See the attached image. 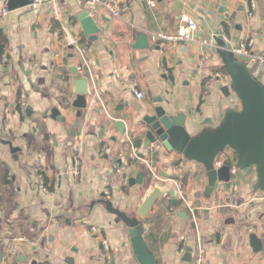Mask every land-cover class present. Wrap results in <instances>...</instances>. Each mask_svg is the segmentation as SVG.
<instances>
[{
	"label": "crops",
	"instance_id": "obj_1",
	"mask_svg": "<svg viewBox=\"0 0 264 264\" xmlns=\"http://www.w3.org/2000/svg\"><path fill=\"white\" fill-rule=\"evenodd\" d=\"M7 2L0 0V38L7 40L0 58V264H63L67 257L75 264H104L103 240L110 244L111 264H138L127 227L102 204H91L107 198L133 215L155 188L173 191L180 203L171 208L170 195L162 196L144 222L145 240L158 264H194L199 241L206 244V264H264V193L253 189L255 169L239 171L231 189L218 185L206 198V170L161 143L145 149L143 123L153 107H170L173 114L187 116V130L196 136L207 121L217 128L227 110L241 109L233 92H223L231 80L219 71L215 37L221 38L227 15L228 41L221 39L230 46L253 41L254 54L264 57V0H106L121 10V19L102 5L62 0L64 22L80 50L62 39L48 9L26 7L3 15ZM83 10L102 30L96 42L76 20ZM183 15L197 23L194 41L152 42L153 33H176ZM139 32L149 35V50L133 48ZM75 68L79 78L87 77L90 96L87 117L72 137L67 129L75 122V110L66 125L44 115L54 107L66 114L65 100H75ZM119 121L123 136L115 126ZM1 140L19 151L12 153ZM74 159L81 161L77 178ZM36 164L52 184L48 192L40 189ZM140 172L144 186L130 187L128 174ZM179 185L188 205L178 198ZM92 227L99 234L91 233ZM252 235L262 240L261 252L252 248ZM18 236L27 240L13 255ZM45 240L52 255L38 259L33 253ZM188 248L193 249L190 263L185 261Z\"/></svg>",
	"mask_w": 264,
	"mask_h": 264
},
{
	"label": "water",
	"instance_id": "obj_2",
	"mask_svg": "<svg viewBox=\"0 0 264 264\" xmlns=\"http://www.w3.org/2000/svg\"><path fill=\"white\" fill-rule=\"evenodd\" d=\"M31 2L32 0H8L6 9L9 11L23 9L30 6ZM105 2L106 0H102V3ZM76 20L90 41L96 42L102 30L90 12L80 11L76 15ZM0 33H2V29H0ZM136 37L137 42L133 46L134 49H150V37L147 33L139 32ZM215 41L221 50L219 57L222 66L231 80L230 86L223 88V92L225 96H229L233 92L241 103V109L227 110L219 127L213 128L212 123L207 121L199 134L191 136L186 127L187 116L184 113L173 114L170 107H153L143 117L146 127L144 148L148 149L153 144L161 143L165 150L183 156L187 163L194 162L201 165L206 170L208 179V186L204 193L206 198H211L220 185L225 189H231L233 176L230 164L224 162L222 167H215L216 160L226 150H230L235 153L236 167L239 171L250 174L252 169H255L257 184L253 186V189L264 193V82L253 76L245 62L233 56L224 40L215 37ZM73 72L75 76L72 86L74 87L75 100L73 102L65 100L62 109L66 110V114L63 116L59 108L54 107L50 116L44 115V119L49 117L59 124L66 125L69 115L72 110H75V122L67 129L68 134L72 137L76 135L74 128H78L87 117L85 113L89 110L88 97L90 96L87 77L79 78L77 68L73 69ZM29 83L33 86L31 80ZM155 103H162V99ZM97 114H100V111H97ZM115 126L123 136L124 124L119 121ZM1 143L9 146L12 153L19 151V148H13L10 141L1 140ZM127 177L130 187L144 186L145 175L143 172H140L136 177L132 174H128ZM167 194L176 205L178 200L173 191L168 192L166 189L155 188L133 215L118 209L107 198L93 202L91 208L96 204H102L108 213L115 215L127 227L132 250L138 264H158L156 256L150 251L145 240L147 228H145L144 222L157 201ZM250 244L257 253L263 250V242L256 235L251 236ZM192 252L193 249L188 248L185 261L189 263L192 261ZM63 264H75V260L72 257H67Z\"/></svg>",
	"mask_w": 264,
	"mask_h": 264
},
{
	"label": "built area",
	"instance_id": "obj_3",
	"mask_svg": "<svg viewBox=\"0 0 264 264\" xmlns=\"http://www.w3.org/2000/svg\"><path fill=\"white\" fill-rule=\"evenodd\" d=\"M79 5H92L98 6L102 5L104 8L116 19L122 18V12L119 8L114 6L111 3H102V0H76ZM253 3V2H252ZM151 6H155L154 2H151ZM30 9L38 10L41 8H46L49 10L51 14V19L53 22L58 24L64 33L65 40L67 41L68 45L73 48H78L80 50L78 42L74 38L75 36L71 34L69 28L64 22V9L62 5V0H32ZM253 8L255 4L253 3ZM3 15L8 14L7 9L2 10ZM229 22V16H224L223 24L220 27V37L224 38L228 41L225 34V26ZM197 31V23L194 19L190 18L187 15H183L180 18V25L176 31V33H167V32H156L152 34L151 40L154 43H162L163 45H178L180 43H190L195 40V32ZM228 44V43H227ZM231 45V44H230ZM228 44V50L233 54V56L243 62H245L256 79L262 80L264 77V57L256 56L252 50L253 48V41L248 42H241L236 46H230ZM139 99H143L144 95L142 93H137ZM224 162H228L231 167V174L232 176H236L239 172L238 168L236 167L237 162H235L233 155H227L222 158V156L216 160L215 167L219 168L222 167ZM80 169H81V161L79 159H74V168H73V176L75 178L80 176ZM152 175H155L153 170H150ZM34 172L38 175L39 186L43 192H48L47 188L44 186V176L42 174V169L40 165L36 164L34 166ZM178 198L186 205H188V200L186 198L185 191L183 190L182 186H178ZM100 230L96 227L91 228V233L99 234ZM20 239H14V242H19ZM103 249L105 253H110V244L107 240L102 241ZM16 253L15 247L12 248V254ZM206 256H207V249L206 244L202 241L198 242V246L196 252L194 254V264H206Z\"/></svg>",
	"mask_w": 264,
	"mask_h": 264
},
{
	"label": "trees",
	"instance_id": "obj_4",
	"mask_svg": "<svg viewBox=\"0 0 264 264\" xmlns=\"http://www.w3.org/2000/svg\"><path fill=\"white\" fill-rule=\"evenodd\" d=\"M225 30H226V32H227V27H226V26H225ZM63 36H64V35L62 34V39H63ZM83 42H84V40H81L80 44L82 45ZM6 47H7V40H6L5 38H4V39H1V38H0V58H2L3 55H5ZM219 71H220L222 74L228 76L223 66L221 67V69H219ZM250 72H251V71H250ZM258 80H260V79H258ZM261 81H262V80H261ZM227 151H230V150H226V151L221 155L222 158H223L224 156H227V155H225V154L227 153ZM232 154H233V157H234L235 162H237V160H236V156H235V153L232 152ZM221 156H220V157H221ZM220 157H219V158H220ZM219 158H218V159H219ZM46 180H47V182L49 183V180H48V179H46ZM183 187H184V186L182 185V188H183ZM179 205H180V203L174 205V206L171 207V208H176V207H178ZM170 206H172V205H170ZM149 215H150V214H149ZM149 215H148V217H149ZM148 217H147V219H148ZM147 219H146V220H147Z\"/></svg>",
	"mask_w": 264,
	"mask_h": 264
},
{
	"label": "flooded vegetation",
	"instance_id": "obj_5",
	"mask_svg": "<svg viewBox=\"0 0 264 264\" xmlns=\"http://www.w3.org/2000/svg\"><path fill=\"white\" fill-rule=\"evenodd\" d=\"M49 184H50V182L48 183L47 180H46V177L44 176V186L47 188V191H50V187L52 186V184H51V186ZM2 200L3 199L0 196V203H2ZM17 239H20V241H19V243H16V247H15L16 253L15 254L18 253V250H19V247H20L21 242L23 243V242H25L27 240L26 239V236H18ZM15 254H13V255H15ZM102 259H103V263L104 264H111L110 263V260H111L110 253L108 254V253H104L103 252L102 253Z\"/></svg>",
	"mask_w": 264,
	"mask_h": 264
},
{
	"label": "rangeland",
	"instance_id": "obj_6",
	"mask_svg": "<svg viewBox=\"0 0 264 264\" xmlns=\"http://www.w3.org/2000/svg\"><path fill=\"white\" fill-rule=\"evenodd\" d=\"M126 193V192H124ZM135 213V212H134ZM47 240L43 241L36 252L33 253V255H37L36 258L45 260L47 257H51L52 251H49L46 249Z\"/></svg>",
	"mask_w": 264,
	"mask_h": 264
}]
</instances>
